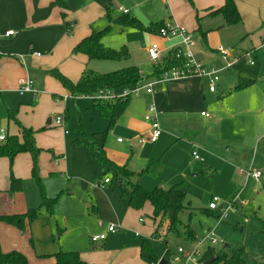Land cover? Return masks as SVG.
<instances>
[{"label": "crops", "instance_id": "0c3cea01", "mask_svg": "<svg viewBox=\"0 0 264 264\" xmlns=\"http://www.w3.org/2000/svg\"><path fill=\"white\" fill-rule=\"evenodd\" d=\"M159 1L169 4V0L168 2L163 0H0V96L7 109V127H3L6 129L7 134H18L20 132V127L9 118V111L16 110V116L21 124L35 130V138L38 126L32 121V117L39 115L38 110L41 107V103L50 101L54 105L55 103L51 97L54 99L55 95L64 92L61 87L62 83L50 74L51 70L58 69L75 82L80 78L85 68L108 72L116 70L117 66L118 68H123L129 65H137L142 77L146 76L142 79V84L147 79L148 81L152 80L154 78L152 77V72L155 63H152L150 67L146 65L148 61L150 62L147 52L148 47L153 43H157L163 62L175 45L173 46L168 38L160 36L158 32H148L130 27L124 28L117 23L110 22V20L126 14L123 11L126 9L128 10L127 14L136 16L145 25L160 21L164 22L168 18L163 17L162 14L164 12L159 7ZM224 2L225 0L196 1L197 7L200 9L195 8L194 10L191 8L192 12H190V8L187 9L184 3L179 1L180 6L185 11L189 10L190 13L187 17L191 16L192 13L194 14L195 20L192 30L196 31L198 35L197 41L195 40L196 44L193 46L195 56L205 68L218 69V74L222 70L231 69L234 59L237 58L235 55H238L241 59L249 52L255 51L252 34L245 28L246 20L241 15L243 10L239 6L238 0H236V3L242 17L241 22L230 24L227 23L221 14L212 13L215 9L223 6ZM108 8L112 10L110 17L106 14ZM179 19L183 22V25L185 23L187 27L191 26L184 17ZM110 23L114 26L111 33L116 30L121 35L129 33V35L136 37H141L140 33H147L150 43L139 46V49L144 53L143 57H145V60L142 57H138L137 54L132 55L131 53L130 57L134 56L133 60L130 58L123 59L120 60L121 62L118 65L107 64L108 62L100 64L92 62L95 59H89L85 54L73 52L74 46L82 38L90 34L92 30H101ZM9 30H14L15 34L6 35ZM111 33L104 36L103 42L107 46L117 48V46L111 45L109 36ZM116 40L119 41L120 39ZM218 43H220L219 46L230 49L234 56L231 57L228 51L229 55L224 58L218 48L211 47ZM119 44H121V47L127 46L130 53L131 46L128 45L130 43L126 44L124 40H120ZM259 55L262 62L255 68V71L258 75L263 76L264 54L261 53ZM124 61L125 63H122ZM228 61H230L229 63L232 62V64L228 65ZM237 70L238 72L233 74L229 83L224 84V89L220 91V94H217L219 87L216 88V91L209 89L207 77H187L168 81L163 83L161 88L159 86L160 89L154 94H148L144 89L141 90L136 94L134 100L130 97L126 110L112 127H109L108 119L101 115L108 121V129L103 134L101 144L96 143L95 136L92 143H95L106 158L112 162L106 165L128 166L131 170L140 171L148 161L161 159L162 170L159 175L162 174L165 168L176 166L182 171L179 176H168L169 180L172 179L173 181L171 180V182H174L172 185L187 181L188 173L194 170V163L190 160L187 162L184 160L188 155L190 158L192 156L190 152L199 147L205 153L213 151L211 142L208 139L204 140L201 136L205 135L208 138L211 135L213 119H216L215 114L218 116L220 115L219 111H224L222 109L217 110L216 107L209 103L207 93L217 94L220 99H224L227 93L235 90L233 94L237 95L253 83V79L241 74V68ZM23 78L32 79L39 93L27 92L21 94L18 89ZM240 80H250L251 83L241 89H235ZM125 90L117 89L112 91L111 95L120 96ZM66 93L69 95H66L68 98L70 96L73 99L83 97L91 100V102L87 101L85 104L87 106L92 105L100 113L97 107L99 100L92 97V95L73 96L67 89ZM16 95L27 97L20 101L11 100L9 97ZM61 98L59 97L58 99ZM152 102L157 105L159 110L163 131L157 141L146 140L141 142L140 138L142 136L147 137L150 131V127L144 122V119L148 104ZM54 106L58 107L57 104ZM241 108L244 107L242 106ZM202 112H208L210 115H203ZM193 113H200L205 118V122L193 126L191 117ZM0 116H6L5 112L0 111ZM58 116L60 115L54 117L55 124ZM64 119L65 123L62 126L66 125L67 118L65 115ZM51 122L52 119L49 118L47 125H51ZM10 124L13 125L12 130L9 128ZM65 134H67L66 130ZM121 134L125 137L119 140ZM89 145L87 144L88 147ZM89 149L93 154L92 149L90 147ZM8 161L10 162L8 157H0V246L4 252L17 250L25 255L27 254L25 250L27 245L26 233H16L15 238H11L9 234L4 233L5 228L11 226L2 221L3 216L13 215L4 208V205L13 198L14 191L11 190L12 178L21 180L22 177L16 173V167L13 173L10 170L8 172ZM69 167V162L62 161L61 170L66 176L71 178ZM176 177L177 179H175ZM107 178L99 182L98 186H90L92 188L91 193L85 191V194L79 193V196L76 197L73 196L75 193L68 192L63 196V201L72 202L75 205V210L73 213L62 212L57 215L56 227L57 230H61L57 239L61 244L52 254L54 255L62 247L65 250L79 251L87 264H151L144 261L140 255L142 241L144 239L153 241L152 233L155 230V223L151 217V205H149L150 210L146 208V210L151 212L149 215L151 219L147 221L146 218L142 217V209L131 208L128 204V198L115 194L112 180L106 182ZM189 184L188 182L185 186L186 190ZM17 185L20 184L17 182ZM119 185L122 187L121 180H119ZM158 186L170 187L165 185ZM109 191L112 193L111 197L108 194ZM48 198L52 199L53 197ZM15 211L17 213L14 214L26 212ZM87 213H92L96 224H99V226L96 225L93 228L92 235L90 234L91 227L89 225L85 226L81 219L84 216H89ZM79 217V222L72 229L73 223ZM110 225L118 227L116 232H112L114 234L108 232ZM71 229V235L74 239L69 235ZM100 233H106V238L94 241L92 239L93 236ZM29 235H31V232H29ZM127 237H131V239L128 240ZM186 240L194 244V247L200 246L204 250L209 246L199 243L201 240L196 235L194 239ZM53 255L49 260L44 259L39 262L41 264H55L56 260ZM27 256L31 262H37L35 257H32L29 253Z\"/></svg>", "mask_w": 264, "mask_h": 264}, {"label": "rangeland", "instance_id": "374dc122", "mask_svg": "<svg viewBox=\"0 0 264 264\" xmlns=\"http://www.w3.org/2000/svg\"><path fill=\"white\" fill-rule=\"evenodd\" d=\"M179 1L183 2L186 8H190V12H192L191 8L194 10L198 8L196 1L200 0H169L168 5L159 1V7L164 12L163 17L168 18L164 23L183 25L179 18L184 17L191 26L187 27L185 23L183 26L196 40L198 35L196 31L192 30L195 20L194 14L192 13L191 16L187 17L190 12L189 10L185 11L180 6ZM238 3L243 10L241 15L246 20L245 28L252 34L255 51L249 52L241 59L235 55L237 60L233 61L231 69L222 70L219 73L220 81L217 86L219 92L217 94L223 91L224 84L229 83L233 74L238 72V68H241L243 76L253 79V83L237 95L233 94L235 90L230 92L231 94L225 91L227 95L224 99H220L217 94L207 93L209 103L217 110L222 109L224 111H219L220 115L218 116L215 114L216 119H213L211 135L208 138L205 135L201 136L204 140L208 139L211 142L213 151L205 153L199 147L195 149V152L201 160L193 159L194 150L190 152L192 156L189 158L188 155L184 160L185 162L190 160L194 163V170L188 173L186 179L190 183L185 200L188 207L180 213V219L182 224L190 225L203 245L210 244L209 240L205 238V231L212 228L218 240V243L214 245L215 248L224 247L227 252H230L237 246H243L246 251L244 256L246 264H264V236L260 232L259 225V218L264 217V75H258L255 71V68L262 62L259 54H264V0H238ZM112 27L114 26L112 25ZM112 31L111 28L107 34ZM140 34L141 37L132 36L129 33L121 35L115 30L109 36L111 45L120 48L119 41L124 40L126 44L130 43L128 44L131 46L130 54H137L138 57L145 60L144 53L139 49V46L146 45L149 38L145 32ZM116 39L120 40L117 41ZM169 40L174 46L180 41V38L175 37ZM219 45L220 43L211 47L217 49ZM226 50L230 52L231 57L234 56L230 49L226 48ZM129 58L133 60L134 56ZM195 58L197 59L196 56ZM92 62L100 64L108 62L107 64L118 65L121 61L95 59ZM152 63L150 60L146 65L150 67ZM116 69L120 68L117 66ZM145 77L143 76V78ZM146 82L148 79L143 84ZM61 87L64 92L55 95L54 99L51 97L58 107H55V104L52 105L50 101L43 102L38 110L39 115L32 117V121L38 126L35 141L40 148L36 159L40 179L33 175L34 158L30 152L17 154L13 164L11 165L8 161L7 165L8 172L10 170L13 173L16 167V173L22 176V189L14 191L13 198L4 205L6 211L14 214L17 213L15 210L23 212L34 208L39 209L36 217L33 219L26 217L22 224L2 220L11 226L5 228L4 232L9 234L11 238H15L16 233H26L27 245L25 250L37 261L31 262L25 254L28 264H41L39 261L49 260L53 255L52 253L61 244L54 236L57 231V215L62 212L73 213L75 210V205L72 202L63 201L62 198L65 194L68 192L75 193L73 196L78 197L79 193L85 191L91 193L92 188L90 186H98L97 184L107 177V179L112 180L116 195L127 198L129 191L128 185L122 187L119 185V179L116 178V165L100 163L93 157L87 146V144L92 143V139L88 137L90 134L95 136L96 143H102L103 134L108 129V121L92 105L87 106L85 104L91 100L83 97L73 99L70 96L68 98L69 95H67L62 84ZM155 88L158 90L159 86ZM58 96L62 98L58 99ZM135 96V93L131 94L132 100ZM9 97L11 100L20 101L27 96ZM242 106L244 108H241ZM208 109L210 110L209 107ZM0 111L6 114L4 117L0 116V128L7 127V109L1 96ZM55 112H57L56 115H65L67 118L65 126L54 123ZM191 117L193 126L205 122V118L200 113H193ZM38 118L39 120H37ZM49 118L52 119V122L48 126L47 120ZM158 120L162 130L160 115ZM144 122L147 123L145 119ZM147 125L149 124L147 123ZM12 127L13 125L10 124V130ZM65 130L67 134H65ZM122 137L125 136L121 134L120 138ZM62 161L69 162L71 178L61 170ZM255 169L261 171L258 180L250 174ZM181 171L176 166H172L165 168L158 177L144 174L140 178V183L147 189H153L158 185L170 186L174 182H171L172 179L169 180L168 176H179ZM109 185L111 186V184ZM43 193L48 197L56 198L52 212L43 203ZM108 194L111 197L110 191ZM91 195L95 198L93 194ZM213 196H216L221 204V208L218 210L208 209ZM149 205L150 203L146 202L141 213L147 221L151 219L149 217L151 212L148 211L150 210ZM224 210L226 211L224 212ZM87 214L89 216H84L81 219L85 226L91 227L90 234L92 235L93 228L97 224L92 213ZM79 220L80 217L73 223L72 229ZM183 226L181 225L178 235L170 232L164 237V240L161 239L163 237L153 239L152 248L158 260L164 258L170 264H184L185 258L179 255L178 248L183 247L190 251L194 244L185 239ZM72 229L69 231V235L73 238ZM130 235L132 236L131 233ZM127 239L129 240L131 237H127ZM165 240L166 243L163 242ZM177 257H181L179 262L175 260Z\"/></svg>", "mask_w": 264, "mask_h": 264}, {"label": "trees", "instance_id": "16d2710c", "mask_svg": "<svg viewBox=\"0 0 264 264\" xmlns=\"http://www.w3.org/2000/svg\"><path fill=\"white\" fill-rule=\"evenodd\" d=\"M112 10L107 9V16L110 17ZM212 13L221 14L227 23L235 24L242 21L236 0H225L223 6L215 9ZM110 22L117 23L121 27H130L148 32H158L164 22H156L145 25L139 18L130 14H123L116 19H111ZM112 23L108 24L101 30H92L90 34L82 38L73 48L74 53L85 54L89 59L101 60H123L130 57L127 46L113 48L107 46L103 42L104 36L111 30ZM182 61L175 57V49L171 50L162 63L153 66L152 77H161L165 72L173 67L180 66ZM50 74L55 76L62 85L73 96L85 95L90 96L101 91L112 92L117 89H132L142 84V75L137 65H129L120 69L108 72H99L90 68H85L77 81H72L58 69L50 71ZM251 82L250 80H240L235 86V89H241ZM131 94L125 96H114L112 99L99 100L97 107L101 115L109 121V127H112L118 118L124 113ZM98 100V99H97ZM16 110L9 111V118L12 119L19 127L18 134H7L4 142L0 143V157L6 156L12 164L17 154L22 152H30L34 158V166L32 169L34 177L40 179L38 174L36 159L40 152V148L35 143V130L25 127L21 124L16 116ZM94 139V135L88 136ZM89 147L93 151V156L102 164L112 163L106 158L104 153L92 143ZM116 178L122 181V186L128 185V204L131 208L142 209L146 202H149L152 207L151 217L155 223V230L152 233L153 239L161 237L164 240L165 236L172 232L180 234V227L183 226L185 239H194L195 233L190 225L182 224L180 213L188 206L185 204L187 190L185 186L187 181L174 184L170 187H155L153 189L145 188L139 181V178L144 175L157 177L162 170L161 159H152L140 170H131L128 166H115ZM17 182L20 185H17ZM22 188L21 180L12 178L11 190L15 191ZM56 198H48L43 193V203L46 208L52 212ZM210 209V208H209ZM216 210V209H210ZM39 212L38 208L30 209L22 214H13L3 216L4 220L22 224L24 218L33 219ZM260 232L264 236V217L259 218ZM61 230H57L56 238L60 235ZM166 243V240L163 241ZM245 248L237 246L230 252H227L224 247L215 248L214 245H209L204 251L201 262L203 264H246ZM140 255L142 259L151 264H157L158 259L155 255L152 242L149 239H144L141 243ZM55 264H87L81 257L79 251L65 250L62 247L53 255ZM209 262V260H211ZM0 264H28L27 257L20 251L13 250L4 252L0 246Z\"/></svg>", "mask_w": 264, "mask_h": 264}, {"label": "built area", "instance_id": "2783aa9c", "mask_svg": "<svg viewBox=\"0 0 264 264\" xmlns=\"http://www.w3.org/2000/svg\"><path fill=\"white\" fill-rule=\"evenodd\" d=\"M164 2H168V0H163ZM122 9V8H121ZM123 10V9H122ZM125 13L128 12V10H123ZM15 34L14 30H9L6 32V35H12ZM158 34L165 38H180V41L175 44V57L177 59H180L182 61V64L177 67L171 68L169 71L165 72L161 77H155L152 80L146 82L145 84L138 85L132 89H126L120 96H125L127 94H137L141 90H145L146 92L150 94H154L157 89L156 86H160L165 82L172 81V80H178L181 78H187V77H207L209 80V89L211 91H216L217 88V82L219 81V74L218 69H207L204 67V65L195 58V54L193 51V46L195 45V40L193 35L185 28L183 25L178 24H169L164 23L163 26L160 27ZM218 50L221 52L222 56L225 58L229 55L228 50L224 48L223 46H219ZM148 56L149 59L155 63L158 64L162 62L161 54H160V48L157 43L151 44L148 49ZM237 58L234 59L236 61ZM231 63L228 62V65H231ZM159 88V89H160ZM18 91L21 94L27 93V92H33L38 94L39 90L34 86V82L30 78H23L20 81V87ZM95 99L98 100H106V99H112L114 96L111 95V92H99L97 94L92 95ZM203 115L209 116L210 114L208 112H202ZM159 116V110L157 108V105L152 102L145 113V121L149 124L150 131L148 133V136H142L140 138L141 142H144L146 140H150L152 142L156 141L160 135L162 134V130L159 124L158 120ZM65 119L64 116H58L56 118V124L57 125H64ZM7 138V132L5 128H0V143L4 142ZM119 140H122L121 138ZM193 155L195 159H201L198 154L193 151ZM250 174L256 178L259 179L261 175V171L259 169L252 170ZM106 182L109 181V179L105 180ZM210 209H220L221 204L218 201V198L216 196H213L211 198V201L209 203ZM226 210H224L225 212ZM118 230V227L115 225H110L108 228V232H116ZM205 238L209 240V245H215L218 243L217 238L215 237L214 229H209L206 232ZM107 236L106 233H100L93 236V240H102L105 239ZM199 243H202L201 241ZM179 255L181 257L185 258L184 264H202L201 257L204 253V250L200 246L194 247L192 250L187 251L183 247L178 248ZM181 257H177L175 260L179 262L181 260Z\"/></svg>", "mask_w": 264, "mask_h": 264}, {"label": "water", "instance_id": "95a60500", "mask_svg": "<svg viewBox=\"0 0 264 264\" xmlns=\"http://www.w3.org/2000/svg\"><path fill=\"white\" fill-rule=\"evenodd\" d=\"M212 261V259L211 260H209V262H211ZM158 264H170V262L167 260V259H160L159 261H158Z\"/></svg>", "mask_w": 264, "mask_h": 264}]
</instances>
